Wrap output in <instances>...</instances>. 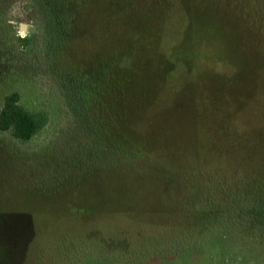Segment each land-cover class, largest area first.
Returning a JSON list of instances; mask_svg holds the SVG:
<instances>
[{
  "label": "rangeland",
  "instance_id": "1",
  "mask_svg": "<svg viewBox=\"0 0 264 264\" xmlns=\"http://www.w3.org/2000/svg\"><path fill=\"white\" fill-rule=\"evenodd\" d=\"M41 1L0 0V108L48 115L0 133V264H264L213 179L264 185V0Z\"/></svg>",
  "mask_w": 264,
  "mask_h": 264
},
{
  "label": "trees",
  "instance_id": "2",
  "mask_svg": "<svg viewBox=\"0 0 264 264\" xmlns=\"http://www.w3.org/2000/svg\"><path fill=\"white\" fill-rule=\"evenodd\" d=\"M44 1L47 2V0ZM44 1L41 2L43 3ZM262 17H264V14ZM262 23L263 27L264 20ZM258 31L262 32V37L264 39V28H259ZM47 123V113L43 111L34 112L23 107L20 104V96L17 92H12L4 97L3 105L0 108V133H7L21 146L31 141V139L42 130ZM203 173L211 176L209 168H205ZM200 174L201 173L198 171L197 175L199 176ZM217 176L218 177L213 178L216 181L215 183L220 184V190L225 191L227 193L226 197L229 199H231L232 196L242 198V195L246 194L253 199L264 200V185L259 184V180L245 176L241 172H239V174L235 172L228 174L217 173ZM206 183L212 182H203L204 185ZM255 185L259 186L258 190L253 189ZM235 187L239 189L236 190ZM250 187L252 188L250 189ZM204 192L202 191V193Z\"/></svg>",
  "mask_w": 264,
  "mask_h": 264
}]
</instances>
